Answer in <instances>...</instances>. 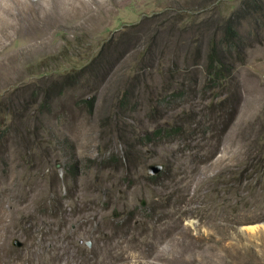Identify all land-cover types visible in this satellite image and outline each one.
<instances>
[{
    "label": "rangeland",
    "instance_id": "obj_1",
    "mask_svg": "<svg viewBox=\"0 0 264 264\" xmlns=\"http://www.w3.org/2000/svg\"><path fill=\"white\" fill-rule=\"evenodd\" d=\"M251 2L0 0V102L14 113L0 121V264H264V9ZM219 7L246 56L205 91L174 15ZM105 44L80 82L55 87ZM161 125L178 129L145 138Z\"/></svg>",
    "mask_w": 264,
    "mask_h": 264
},
{
    "label": "trees",
    "instance_id": "obj_2",
    "mask_svg": "<svg viewBox=\"0 0 264 264\" xmlns=\"http://www.w3.org/2000/svg\"><path fill=\"white\" fill-rule=\"evenodd\" d=\"M249 6L254 7V9L263 10L264 0H253V2L247 5V7ZM197 11L190 13L189 16L186 10L179 11L174 15V18L177 19L179 23L175 28L181 25L176 29H180L182 33V37L177 43L179 46H190L191 48L192 55L187 53L185 55H180V58L185 57V60H187L192 56L196 64L201 60L204 61V78L207 84L205 91H208L213 88L224 86L227 79L233 75L235 70L233 61L235 55L237 58L242 56V60L245 59L247 44L242 37L240 21L236 20L234 16L222 17L223 11L220 7L219 17L215 20L212 14H207L209 11H213V9ZM165 13L168 14V12ZM152 17L153 16H145L138 25H142L144 21ZM189 17L190 19H188ZM185 34L188 35L185 36ZM113 40L114 39L109 40L106 44H109ZM106 44L92 61L80 68L73 69L63 74V78L56 82L55 87L62 88L60 92H63L64 89L80 82L81 78L94 66V63L102 57ZM178 62V58L173 61L176 67L171 69L172 79L174 81H176L178 77L180 78L181 75H184V69L178 66ZM197 80L198 78L196 76L195 82ZM177 93L181 95L182 91ZM49 102L50 95L47 94L44 101L41 103V112L49 108ZM95 102V95L87 99H82V103L89 107L91 109L90 111L93 110ZM122 103L124 107L129 106L130 92H125ZM13 114V111L5 109L0 102V121L5 118L12 119ZM177 129L178 127L169 128L161 125L149 132L145 138L149 141H156L168 135H173L174 132H177Z\"/></svg>",
    "mask_w": 264,
    "mask_h": 264
},
{
    "label": "bare ground",
    "instance_id": "obj_3",
    "mask_svg": "<svg viewBox=\"0 0 264 264\" xmlns=\"http://www.w3.org/2000/svg\"><path fill=\"white\" fill-rule=\"evenodd\" d=\"M20 1V0H19ZM28 4H31V3H28ZM17 6H18V3L16 4ZM36 5H34L33 3H32V6L31 7H29V9L30 10H34V7H35ZM16 9H17V7H15ZM13 11H14V9H12ZM19 10V9H18ZM30 10H28V11H30ZM36 11V10H35ZM7 12V11H6ZM12 12V11H11ZM48 12V11H47ZM46 12V13H47ZM50 12V11H49ZM5 13V12H4ZM8 14V13H7ZM18 13H17V10L16 11H14L13 12V16H15L16 17V15H17ZM5 15V14H4ZM35 19H37V20H42L43 18H47L49 15L48 14H44L43 16H38L36 13H33V15H32ZM7 17V16H6ZM32 18V17H31ZM10 20V19H9ZM34 20V19H33ZM5 21V20H4ZM13 21V20H12ZM45 21H46V19H45ZM35 22V21H34ZM37 22V21H36ZM41 22V21H40ZM7 24V23H6ZM15 24V23H14ZM21 24V23H20ZM10 25V24H9ZM16 25V24H15ZM14 25V26H15ZM27 26V25H26ZM24 27V26H23ZM34 28H36V27H34ZM20 29V28H19ZM38 29V28H37ZM45 29V28H44ZM18 32V31H17ZM19 33V32H18ZM35 34V33H34ZM46 42V41H45ZM1 51L3 50V49H0Z\"/></svg>",
    "mask_w": 264,
    "mask_h": 264
},
{
    "label": "water",
    "instance_id": "obj_4",
    "mask_svg": "<svg viewBox=\"0 0 264 264\" xmlns=\"http://www.w3.org/2000/svg\"><path fill=\"white\" fill-rule=\"evenodd\" d=\"M162 169H163L162 165L152 164L148 167V172L150 175H157Z\"/></svg>",
    "mask_w": 264,
    "mask_h": 264
}]
</instances>
